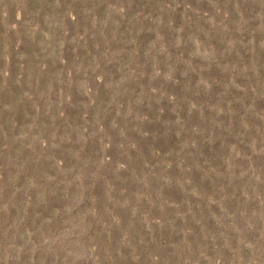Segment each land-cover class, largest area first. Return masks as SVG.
I'll return each instance as SVG.
<instances>
[{"label":"rangeland","instance_id":"obj_1","mask_svg":"<svg viewBox=\"0 0 264 264\" xmlns=\"http://www.w3.org/2000/svg\"><path fill=\"white\" fill-rule=\"evenodd\" d=\"M0 264H264V0H0Z\"/></svg>","mask_w":264,"mask_h":264}]
</instances>
